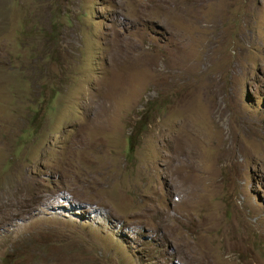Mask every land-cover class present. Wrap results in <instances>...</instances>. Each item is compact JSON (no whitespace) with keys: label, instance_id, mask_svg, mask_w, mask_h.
<instances>
[{"label":"rangeland","instance_id":"rangeland-1","mask_svg":"<svg viewBox=\"0 0 264 264\" xmlns=\"http://www.w3.org/2000/svg\"><path fill=\"white\" fill-rule=\"evenodd\" d=\"M212 1L0 0V264H264V0Z\"/></svg>","mask_w":264,"mask_h":264},{"label":"bare ground","instance_id":"bare-ground-1","mask_svg":"<svg viewBox=\"0 0 264 264\" xmlns=\"http://www.w3.org/2000/svg\"><path fill=\"white\" fill-rule=\"evenodd\" d=\"M214 1H216V0H213L211 3L214 4ZM206 50H207V49H206ZM11 194L15 196V195H16L15 190H13ZM3 202H4V201H3ZM3 202H2V200H0V207L2 206ZM5 219H6V217H4V214H3V215L1 214V215H0V225L2 224V222H3Z\"/></svg>","mask_w":264,"mask_h":264}]
</instances>
